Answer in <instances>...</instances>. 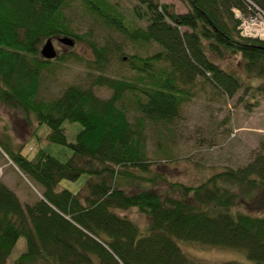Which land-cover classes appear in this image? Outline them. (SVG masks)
<instances>
[{
    "label": "trees",
    "instance_id": "16d2710c",
    "mask_svg": "<svg viewBox=\"0 0 264 264\" xmlns=\"http://www.w3.org/2000/svg\"><path fill=\"white\" fill-rule=\"evenodd\" d=\"M137 1L134 12L145 28L130 22L110 0H0V104L30 124L35 119L47 125L50 142L73 151L66 162L45 151L30 159L23 154L24 144L17 145L4 129L9 143L3 146L0 137V148L41 197L24 206L0 182V264H8L21 238L27 249L11 264H196L180 241L245 251L250 263L264 264V216L235 210L240 195L264 189V153L198 186L175 183L167 195L145 187L128 191L124 185L139 174H151L154 182L162 177L151 171L147 123L176 119L199 79L230 97L245 86L264 98V41L242 36L236 16L237 10L264 14V0H180L189 7L184 14L161 0ZM74 9L136 45L154 43L161 50L128 57L132 78H110L105 49L90 41L101 74L92 76L88 87L69 85L55 100H43L42 75L53 63L41 56L45 41L60 35L84 40L71 28ZM226 54L241 55L245 72L261 82L244 84L211 58L223 60ZM96 87L110 90V98L98 97ZM68 121L83 127L75 143L68 142ZM82 176L87 181L78 193L60 188L63 180ZM130 209L150 218L144 232L119 213Z\"/></svg>",
    "mask_w": 264,
    "mask_h": 264
},
{
    "label": "rangeland",
    "instance_id": "374dc122",
    "mask_svg": "<svg viewBox=\"0 0 264 264\" xmlns=\"http://www.w3.org/2000/svg\"><path fill=\"white\" fill-rule=\"evenodd\" d=\"M161 1L172 4L178 14L189 11V7L180 0ZM110 2L136 26L142 28L147 26L146 22L138 20L135 15L134 8L139 5L137 0H110ZM238 14H243L248 21L259 20L258 15H244L237 10V18ZM69 18L72 30L84 40L64 35L51 38L58 58L52 61V66L45 69L42 75L40 98L43 100H55L69 85L88 87L93 79L92 76L101 74L102 70L95 64L98 58L90 46V41L98 49H105L104 57L107 60L105 72L110 78L123 76L132 78L134 73L126 63L128 57L136 54L146 57L161 50V47L154 43L143 46L134 44L121 33L93 19L83 10H72ZM185 30L187 29H183ZM262 36L264 37V34L255 31L251 38L264 41ZM66 38L74 45L64 43L63 40ZM46 42L47 40L43 46ZM122 55L125 57L124 62L120 61ZM62 56H67V60L60 61ZM211 58L226 70L235 72L244 84L257 86L261 82L254 81V76H249L245 72L241 55L226 54L223 60L217 59L214 55H211ZM254 91L253 88L247 89L243 86L235 96L230 97L217 90L212 84L199 79L193 89L194 96L182 106L176 119L168 123L151 121L147 123L146 136L148 156L152 162L151 171L154 173L153 177L155 174L162 177L154 182L151 181V174H139V178H135L137 181L124 184L127 190L139 191L145 187L167 195L173 193L172 187L175 183L195 187L224 169L237 170L253 162L256 153H264V98L254 97ZM95 92L102 99L110 98L112 93L107 88L100 87H96ZM64 126L68 142L75 143L77 135L83 128L82 125L68 121ZM5 128L17 145L24 144L23 154L30 159H34L40 151H45L62 162L73 156V151L68 145L50 142L51 130L47 125L40 126L35 119H32L30 124L21 113L12 112L0 104V137L3 146L9 143L2 134ZM86 181L87 176H82L76 182L63 180L60 188L78 193ZM0 182L14 190L24 206L35 203L41 197L40 189L12 164L1 148ZM243 196L240 195L235 210L264 216V189L254 190L249 197L244 194ZM242 199L252 200L245 202ZM253 200L255 202H252ZM119 213L136 222L142 232L149 226L150 218L136 209L119 211ZM178 244L196 264H253L250 263L245 251L184 241ZM26 249V239L21 238L13 249L8 264L13 263Z\"/></svg>",
    "mask_w": 264,
    "mask_h": 264
},
{
    "label": "built area",
    "instance_id": "2783aa9c",
    "mask_svg": "<svg viewBox=\"0 0 264 264\" xmlns=\"http://www.w3.org/2000/svg\"><path fill=\"white\" fill-rule=\"evenodd\" d=\"M255 15H258L259 20L256 21H248L244 18L243 14L239 15L238 18L241 21L240 30L241 34L244 37L251 38L253 36V32H257L258 34L263 35L264 34V14L261 11H258ZM264 40V37H261Z\"/></svg>",
    "mask_w": 264,
    "mask_h": 264
},
{
    "label": "water",
    "instance_id": "95a60500",
    "mask_svg": "<svg viewBox=\"0 0 264 264\" xmlns=\"http://www.w3.org/2000/svg\"><path fill=\"white\" fill-rule=\"evenodd\" d=\"M63 42L71 46L74 45L73 42L67 38L63 40ZM41 54L46 61H53L58 58L57 51L51 39L47 40L46 44L41 50Z\"/></svg>",
    "mask_w": 264,
    "mask_h": 264
}]
</instances>
